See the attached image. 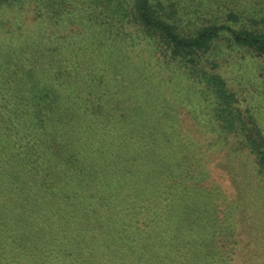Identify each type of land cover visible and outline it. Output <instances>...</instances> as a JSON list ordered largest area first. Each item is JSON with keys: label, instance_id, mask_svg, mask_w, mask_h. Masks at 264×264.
Segmentation results:
<instances>
[{"label": "trees", "instance_id": "1", "mask_svg": "<svg viewBox=\"0 0 264 264\" xmlns=\"http://www.w3.org/2000/svg\"><path fill=\"white\" fill-rule=\"evenodd\" d=\"M24 1L0 0V5ZM109 1L112 11L128 16L127 0ZM133 5L140 26L158 39L163 56L178 60L184 71L201 75L219 111L217 120L229 127L227 134L242 137L243 144L246 138L257 170L263 173L261 138L234 129L241 118L231 109L225 80L199 73L192 55L221 31L236 43L264 51V33L211 24L184 37L167 19L153 14L151 0H133ZM118 31L116 36L108 27L110 37L103 42L133 45L130 33ZM51 39L50 51L55 54L57 40ZM95 57V66H89L100 72L99 64L106 62L101 53ZM81 60L71 55L62 59L66 65L43 67L47 62L42 59L41 67L22 68L21 73L0 66V144H4L0 146V264H44L47 249L42 245L58 224L57 239L51 236V244L57 245L48 253L67 256L65 264H224L229 258L226 251L221 253V246L231 244V238L243 240L253 230V222L263 217L257 216L259 210L253 205L229 200L220 222L222 213L216 207L203 206L208 201L210 205L214 196L207 201L199 198L206 190L202 184L207 171L200 158L193 161L197 153L193 139L178 143L174 136L178 130H140L143 125L153 126L141 99L144 93L153 96L150 79L157 77L152 68L158 63L136 69L139 91L132 86L134 71H127L135 63L132 58L118 59L116 52L109 58L112 64L117 60L115 67L119 62L126 66L127 74L114 72L116 86L109 83L107 73L105 80L104 74L97 77L80 66ZM12 78L19 81L8 87ZM63 118L71 121L70 130L59 133L66 138L57 134ZM35 168L43 180L34 176ZM238 226L245 230L236 239ZM71 251L75 262L70 260Z\"/></svg>", "mask_w": 264, "mask_h": 264}, {"label": "rangeland", "instance_id": "2", "mask_svg": "<svg viewBox=\"0 0 264 264\" xmlns=\"http://www.w3.org/2000/svg\"><path fill=\"white\" fill-rule=\"evenodd\" d=\"M127 1L130 10L127 17L112 11L109 0H25L23 5H14L13 2L0 5V66L21 73L22 68L41 67L42 59L47 62L43 67L66 65L62 59L72 55L81 58L79 65L92 70L97 77L102 73L106 80L107 73L109 83L114 86V72L132 74L134 71L132 86L139 90L141 81L136 69L145 70L153 62L158 63L155 68L151 67L157 76L150 79V88H155H152L153 96L144 93L143 99L140 98L146 102L153 126L149 129L143 125L140 130H178L179 133L174 134L178 143H189L188 139H193L197 152L193 161L200 158L207 171L202 184L206 190L199 198L207 201L209 195L214 196L210 205L208 201L203 206L216 207L217 213H222V216L218 215L220 222L229 200H235L240 206L251 204L258 208L256 215L263 218L253 222L254 228L243 235L244 241L231 238L229 240L233 242L220 249L221 253L226 251L229 258L224 264H264V172H258L246 138L243 144L242 137L227 134L229 127L217 120L219 111L208 95L209 90L201 83V75L184 71L178 60L163 56L161 44H156L158 39L147 33L136 19L133 0ZM151 5L155 16L167 19L184 37L211 24H228L241 31L264 33V0H151ZM108 27L114 29L116 36L118 30L126 36L130 33L134 37L131 39L133 45L103 42L104 37H110L106 32ZM52 37L57 40L53 44L55 54L50 51ZM38 42L39 47L36 46ZM114 51L118 59L129 57L135 63L129 65L127 71L122 62L115 67L117 60L113 64L108 62ZM100 53L106 63L99 64V72L89 65L95 66L93 58ZM192 56H195L193 59L199 73L225 80L231 109L241 118L234 129L249 130L261 138L259 145L264 148V51L236 43L228 32L221 31L208 46L197 49ZM58 59L60 62H56ZM160 69L163 70L161 74ZM16 78H12L8 87L19 81ZM61 116L59 113V118ZM143 118L141 116V122ZM62 120L57 134L64 129L70 130L71 121ZM59 135L66 138V134ZM65 149L71 150V147ZM51 152L57 153L53 147ZM33 174L43 180L38 168L33 169ZM47 177L51 179L50 174ZM188 182L194 185L193 180ZM200 184L199 181L195 186L199 188ZM56 220L50 221L52 226ZM58 225L50 229L53 233L42 245L47 249L46 257L42 258L44 264H65L67 256L63 258L48 253L57 245L51 244V236L57 239ZM241 228H237L236 239L245 230ZM235 246L240 248L232 250ZM75 258V252L71 251L70 260L75 262Z\"/></svg>", "mask_w": 264, "mask_h": 264}]
</instances>
